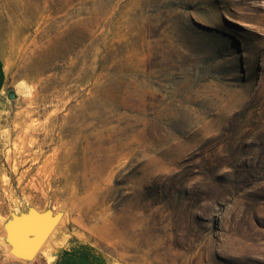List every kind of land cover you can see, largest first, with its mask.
Masks as SVG:
<instances>
[{
	"label": "rangeland",
	"instance_id": "rangeland-1",
	"mask_svg": "<svg viewBox=\"0 0 264 264\" xmlns=\"http://www.w3.org/2000/svg\"><path fill=\"white\" fill-rule=\"evenodd\" d=\"M0 64V264H264V0H0Z\"/></svg>",
	"mask_w": 264,
	"mask_h": 264
},
{
	"label": "water",
	"instance_id": "water-1",
	"mask_svg": "<svg viewBox=\"0 0 264 264\" xmlns=\"http://www.w3.org/2000/svg\"><path fill=\"white\" fill-rule=\"evenodd\" d=\"M7 98L13 100L16 94L8 90ZM61 214H53L50 210L37 212L30 208L27 213L12 215L11 220L5 224L7 242L11 247L13 256L25 261H31L37 255L47 236L58 225ZM16 236L19 237L16 240ZM25 246L23 251L20 247Z\"/></svg>",
	"mask_w": 264,
	"mask_h": 264
},
{
	"label": "crops",
	"instance_id": "crops-1",
	"mask_svg": "<svg viewBox=\"0 0 264 264\" xmlns=\"http://www.w3.org/2000/svg\"><path fill=\"white\" fill-rule=\"evenodd\" d=\"M2 81L3 72L0 64V86ZM13 262H18L13 264H36L37 259L35 257L34 261H24L23 259L15 258ZM38 264H42V262ZM53 264H109V262L102 253L91 247L70 244L55 256V262Z\"/></svg>",
	"mask_w": 264,
	"mask_h": 264
},
{
	"label": "bare ground",
	"instance_id": "bare-ground-1",
	"mask_svg": "<svg viewBox=\"0 0 264 264\" xmlns=\"http://www.w3.org/2000/svg\"><path fill=\"white\" fill-rule=\"evenodd\" d=\"M55 229V228H54ZM53 229V230H54ZM54 232L52 231L48 236H47V238L45 239V241L43 242V244L41 245V247H44V244L45 243H47L48 241H49V239H50V237L52 236V234H53ZM19 239V237L18 236H16V240H18ZM41 247H40V249H41ZM21 248V250L23 251L24 249H26L25 248V246H23L22 245V247H20ZM21 260V259H20Z\"/></svg>",
	"mask_w": 264,
	"mask_h": 264
}]
</instances>
